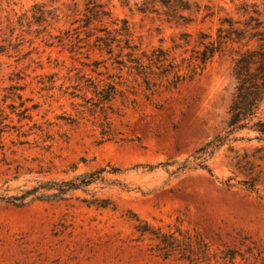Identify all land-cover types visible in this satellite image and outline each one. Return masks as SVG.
<instances>
[{
	"label": "rangeland",
	"instance_id": "374dc122",
	"mask_svg": "<svg viewBox=\"0 0 264 264\" xmlns=\"http://www.w3.org/2000/svg\"><path fill=\"white\" fill-rule=\"evenodd\" d=\"M95 1L111 18L85 29L88 0H0V198L105 169L63 199H36L53 193L40 189L23 207L0 201V264H189L159 256L135 216L205 239L206 255L192 264H264V138L236 133L206 161L211 173L191 158L225 134L236 52L151 92L97 46L102 29L117 35L113 20L128 21L141 49L171 48L183 32L215 35L245 0H187L201 10L179 27L139 12L143 0ZM249 2L264 10V0ZM206 6L215 14L204 19ZM92 82L118 83L125 96L101 104Z\"/></svg>",
	"mask_w": 264,
	"mask_h": 264
},
{
	"label": "trees",
	"instance_id": "16d2710c",
	"mask_svg": "<svg viewBox=\"0 0 264 264\" xmlns=\"http://www.w3.org/2000/svg\"><path fill=\"white\" fill-rule=\"evenodd\" d=\"M207 13L204 19L214 16L210 6L205 7ZM201 7L193 5L187 0H143L138 6L141 13H157L163 17L164 22L176 26H188L194 22L193 15L199 14ZM221 11L225 9L220 8ZM239 17H220L216 34L206 33L200 30L196 37L190 32H183L179 38L172 39L171 48L162 45L152 47L150 50L141 49L139 45L131 42L132 33L126 20H113L118 28L116 36L107 29L105 36H98L97 46L103 50L104 45L107 54L116 55L119 70L127 69V73L133 76L134 81L141 80L147 91L157 92L160 88L167 90L177 88L187 80H193L201 75L207 66L217 55L225 52L229 47L236 52L234 59L233 77L235 79V92L229 107V119L225 134L218 135L214 140L200 147L191 156L196 159V166L212 172L206 164L208 158L214 155L217 149L225 145L231 137L241 131L256 132L260 140L264 138V10L256 3L245 0L237 9ZM111 18V13L102 3L88 0L86 4L85 23L82 28H89L93 21H102ZM121 22V25H120ZM117 44L119 53L115 54L113 45ZM179 52V53H178ZM190 53V56L186 55ZM177 54V55H176ZM180 58V61L178 60ZM122 84V83H119ZM94 93L99 97L100 103H111L117 95L125 96L118 89V83L110 82L103 87L92 82ZM1 139V137H0ZM184 163V168L188 166ZM105 172L100 169L92 173H85L69 181L48 182L21 196L0 198V201L16 207L25 206L26 200L36 194L40 189L53 191L50 195L36 197L40 200L63 199L72 191L85 190L94 184L99 176ZM115 172H120L116 169ZM101 207H109V200H101ZM139 223L136 230L142 235H149L156 241L155 252L164 258L173 254L180 255L184 263L192 264L195 258L206 255L204 250L208 243L198 234L193 236L180 230L175 232H162L154 229L148 223L135 216ZM224 258L234 261L237 253H224Z\"/></svg>",
	"mask_w": 264,
	"mask_h": 264
}]
</instances>
